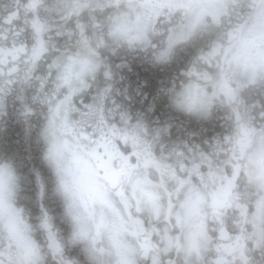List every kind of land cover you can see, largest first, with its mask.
<instances>
[{"label": "clouds", "instance_id": "clouds-1", "mask_svg": "<svg viewBox=\"0 0 264 264\" xmlns=\"http://www.w3.org/2000/svg\"><path fill=\"white\" fill-rule=\"evenodd\" d=\"M0 264H264V0H0Z\"/></svg>", "mask_w": 264, "mask_h": 264}]
</instances>
